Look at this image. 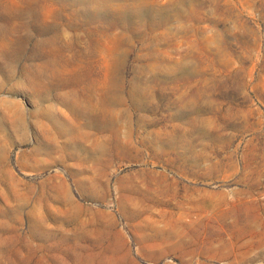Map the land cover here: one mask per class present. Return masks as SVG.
Returning a JSON list of instances; mask_svg holds the SVG:
<instances>
[{"label": "rangeland", "instance_id": "374dc122", "mask_svg": "<svg viewBox=\"0 0 264 264\" xmlns=\"http://www.w3.org/2000/svg\"><path fill=\"white\" fill-rule=\"evenodd\" d=\"M0 264H264V0H0Z\"/></svg>", "mask_w": 264, "mask_h": 264}]
</instances>
